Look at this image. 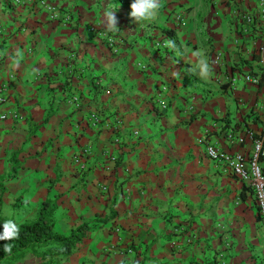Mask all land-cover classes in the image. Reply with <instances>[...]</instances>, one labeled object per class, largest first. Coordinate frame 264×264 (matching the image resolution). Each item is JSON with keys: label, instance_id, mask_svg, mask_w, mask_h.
Returning a JSON list of instances; mask_svg holds the SVG:
<instances>
[{"label": "crops", "instance_id": "crops-1", "mask_svg": "<svg viewBox=\"0 0 264 264\" xmlns=\"http://www.w3.org/2000/svg\"><path fill=\"white\" fill-rule=\"evenodd\" d=\"M41 1L0 0L3 150L34 153L27 169L75 198L82 217L114 210V221L135 224V243L161 248L159 264H264L253 192L205 152L210 142L250 153L251 138L232 149L227 133L262 130L260 0H161L142 23L129 19L133 0H46L68 24Z\"/></svg>", "mask_w": 264, "mask_h": 264}, {"label": "rangeland", "instance_id": "rangeland-1", "mask_svg": "<svg viewBox=\"0 0 264 264\" xmlns=\"http://www.w3.org/2000/svg\"><path fill=\"white\" fill-rule=\"evenodd\" d=\"M32 154L34 155L32 152H16L14 149L3 150V129L0 130L1 215L13 220L16 224L33 222L40 203L50 197L57 200L59 205L55 214L57 232L68 234L72 228L80 224L95 221L96 219L82 217L79 204H75L76 199L69 200L68 194L59 193L57 184L53 188V192L48 193L50 187L48 180L32 175L31 168L27 169L30 159L33 158ZM15 168L16 171L14 172ZM106 216L109 217L110 213L103 212L98 215L97 219H104ZM140 216L142 218V215ZM113 221L112 219L108 224H101L94 233H91L77 246L74 255L69 259L52 258L44 260L39 256L43 253L40 251L37 255H26L9 264H44L46 262L47 264H120L124 258L135 259L137 254L144 264H159L158 256L161 250L159 245H155L151 250L146 247V250L144 245H148L149 242L139 243L140 245L135 243L137 237L133 231L135 224H133V228H130L128 224H124L125 222L119 224V219ZM157 229V232L153 234L156 243L164 236L160 235L158 225ZM136 232L139 236L144 235L143 231ZM130 247H134L135 250ZM152 259H155L156 262L147 263V261H153ZM145 260L147 261L145 262Z\"/></svg>", "mask_w": 264, "mask_h": 264}, {"label": "built area", "instance_id": "built-area-1", "mask_svg": "<svg viewBox=\"0 0 264 264\" xmlns=\"http://www.w3.org/2000/svg\"><path fill=\"white\" fill-rule=\"evenodd\" d=\"M41 4L46 6L49 10H52V20L59 21L61 24H68L71 22L72 17L70 14H61L56 11L53 7L48 6V1L42 0ZM246 25H252L254 23V18L250 15H245L243 18ZM260 24L263 28L262 33H260L259 43L256 46L257 53L261 59L262 64L264 65V0H260ZM176 24L181 27L186 26V21L183 16H177L175 19ZM96 29L92 28L94 32ZM110 46H114V41H109ZM157 47L166 48L165 43H157ZM219 57H215V63H217ZM139 68H145L143 63L138 64ZM244 81L250 82L253 84H259L260 79L258 77H253L251 75H245ZM235 82V79H233ZM3 87L0 86V90ZM0 102L3 103L2 98ZM167 105L163 106V110L166 109ZM15 119L17 116L15 113H5L1 115V120L6 121L8 119ZM251 134V135H250ZM247 138L252 139L253 149L250 153H241L236 150L225 149L223 146L206 142V156L208 159L213 161L218 168L225 174H232L234 177H237L240 181L244 182L253 192L255 196L256 204L259 210L260 221L264 227V182L258 181L256 177L253 176L254 166L255 171L258 172L259 176L264 177V167L262 165V158L264 156V120L262 130L252 137V133L246 132L245 134H238L235 131H231L226 135V141L228 147L235 149L242 146ZM261 141V147L259 151L256 149V142ZM204 140H200L199 143H203Z\"/></svg>", "mask_w": 264, "mask_h": 264}, {"label": "trees", "instance_id": "trees-1", "mask_svg": "<svg viewBox=\"0 0 264 264\" xmlns=\"http://www.w3.org/2000/svg\"><path fill=\"white\" fill-rule=\"evenodd\" d=\"M33 134L35 133L33 132ZM13 171L15 172L16 168ZM58 181L59 178H57L56 182ZM54 183L49 187L48 193L52 191ZM58 208L57 200L48 197L40 203L33 222L16 224L11 220L19 228V232L17 238L13 240L0 241V264L13 263L23 256L37 255L40 251H43V253L39 256L44 260L52 258L69 259L74 255L77 246L84 239L94 233L101 224H106L115 216L114 210H112L110 217L80 224L72 228L68 234H61L56 230L55 214ZM9 220L0 213V234L3 233L5 222ZM5 244L12 246L11 253L4 251ZM44 264H47V262ZM120 264L142 263L136 259H124Z\"/></svg>", "mask_w": 264, "mask_h": 264}, {"label": "clouds", "instance_id": "clouds-1", "mask_svg": "<svg viewBox=\"0 0 264 264\" xmlns=\"http://www.w3.org/2000/svg\"><path fill=\"white\" fill-rule=\"evenodd\" d=\"M130 7H131V11L129 13V19L133 23H142L145 21L150 22L157 17L159 9L161 7V0H133ZM104 16H105L104 26L106 30L107 31L115 30L117 28V23H118L115 16V12L106 11L104 13ZM166 43L173 44L172 41H167ZM193 55L196 57H200L201 54L199 52H196L193 53ZM197 67L199 68V73L202 77L208 74L209 66L203 59L199 61ZM261 144H262L261 141L256 142L257 151H259ZM253 176L256 177L258 181L264 182V177L259 176L258 172L255 171V166H254ZM18 232H19V228L11 220L7 221L4 224L3 233L0 234V241L13 240L17 238ZM11 248L12 246L10 244L4 245V251L6 253H11Z\"/></svg>", "mask_w": 264, "mask_h": 264}]
</instances>
